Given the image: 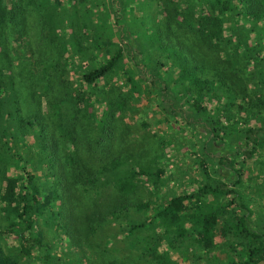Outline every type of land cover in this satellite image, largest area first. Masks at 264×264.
<instances>
[{
  "label": "trees",
  "instance_id": "16d2710c",
  "mask_svg": "<svg viewBox=\"0 0 264 264\" xmlns=\"http://www.w3.org/2000/svg\"><path fill=\"white\" fill-rule=\"evenodd\" d=\"M31 8L60 59L67 43L86 62L78 91L69 82L52 96L58 117L50 122L39 96L35 109L21 114L5 72L13 59L9 39L27 34ZM144 91L158 111L137 105ZM218 94L230 106L239 100L246 113L243 147L230 140L231 156H216L225 150L214 127L220 119L208 116L210 127L201 117L204 100ZM127 113H137L144 128L152 117L168 129L179 119L203 127L195 157L201 185L168 190L167 137L153 132L147 152L133 146L140 138L127 139ZM234 115L221 129L234 126ZM262 146L264 0H0V264H91L93 252L99 264H264V211L245 193L250 179L244 182L245 165ZM146 187L159 202L141 197ZM103 189H111L112 201L102 211L95 199ZM61 234L77 257L57 254ZM9 236L15 244L6 243Z\"/></svg>",
  "mask_w": 264,
  "mask_h": 264
},
{
  "label": "rangeland",
  "instance_id": "374dc122",
  "mask_svg": "<svg viewBox=\"0 0 264 264\" xmlns=\"http://www.w3.org/2000/svg\"><path fill=\"white\" fill-rule=\"evenodd\" d=\"M34 11V8H31V12L28 14V20L26 22L28 30L27 34L23 37H18V35L15 34L13 38L11 37V39H9L8 45H10V56L13 57V59L11 65L7 67L5 72L10 74L13 81L15 82L14 88L18 92L17 99L18 106L22 112L21 114L27 116L30 112H32L36 107V101H38L39 96L38 102L41 104L42 110L46 112L47 120L50 122L54 118L58 117L54 115L55 109L49 108V106H51L50 103H52V96L57 95L59 89H61V91H68L67 89H69V82H72L70 87H73L75 91H78L79 85L77 82H75V80L78 79L77 72L81 64L82 68L85 67L86 62H83L80 57H76L75 54L71 55L73 50L67 46V43H65L64 48H67L68 54H65L64 59H60L56 48L48 40L50 35L46 30L40 31V25L38 22L39 15ZM138 13L139 12L136 11V14ZM245 24L248 25L247 22H245ZM58 32H60L59 37H61L62 31ZM252 35L253 34H251V36ZM81 37L82 36H80V38ZM89 40L90 38L87 40V42ZM67 55H70L71 60L67 58L65 59ZM63 65L66 66L67 69L62 68ZM62 70H64L63 74L59 76L60 78H57L55 72ZM116 76H119L118 80H122L123 78L121 75ZM146 92L147 91H144L142 95H139L140 103H137V105L141 108L152 105L153 108L158 111L159 108L155 107L154 103L149 102V94ZM210 99L207 97L204 100L203 105L207 107L208 112L207 114L204 113L201 115V117L206 119L209 116L212 119H220V121L217 122L215 126L213 124L212 125L219 128L221 136H224V141L221 142V145H224L225 150L216 151V156L223 154H229L231 156L230 140L236 139L235 144L240 149L243 147L242 145L244 144V139H242V136H240L239 129L241 127V123L243 122L242 116L246 113L239 109V100H236L235 105L230 106L224 95H219V98L212 97ZM91 106L93 108L95 107L94 110L97 108L96 103L92 102ZM229 112H233L235 114L234 117H232V120H234V126L230 127L227 125L223 130L221 129L223 124L229 122V118L226 117ZM68 113L70 112L68 111L67 104L64 103L62 114H66V119L68 118ZM91 117L93 121L98 120L99 113L97 110L92 111ZM138 117L140 116L137 113H127V116L124 118V123L127 125V127H130L127 139H144V144L141 143L140 139H138L135 141L139 142V144L133 146H141L140 149L146 150L147 152L151 148V142L154 140L153 132L155 131L159 135L166 136L168 139L166 152L171 157V161L169 163L171 164V169L173 170V177L168 179V190H172L174 192L180 191L184 188H191L201 185L202 178H204V173L202 172V169L197 166L195 157L200 155V151L198 150L200 148V142L198 138L199 136L196 134V132H198V130H204L203 127L197 126V128L194 130L185 126L181 119H179L174 123L172 129H168L164 123L156 122V119L152 117L149 119L150 127L144 128L141 126L140 119ZM248 119L252 126H258L260 124L259 120L250 118ZM208 120L210 121V119H206L205 121L207 122ZM209 126L211 127V125ZM170 133H172V136H170ZM31 138V134L27 135L26 142H31ZM214 166H216V164L212 163H209L207 166L208 172L212 177H216V175L211 171ZM245 166L244 182L247 179H250V186L245 189V193H248V195H250L256 202H259L260 205H262V209L264 211V146L257 149L254 157L248 160ZM9 169L11 173L15 172L13 170V166L10 165ZM222 173L223 171L221 170V174ZM219 178L225 181L224 175H221ZM259 187L263 188V191L257 194L260 201H258L255 192ZM147 189L149 188L146 187L141 191V197H143L144 200L152 199L156 203L159 202L160 194L148 197L149 194L147 193ZM163 189L166 188L163 187ZM109 191H111V189H103L101 192H105V194L95 199L96 203L99 205L98 208L102 211L105 206L112 201V196L109 195ZM252 206L255 207L254 204H252ZM256 215L254 214L255 217ZM43 228L44 234L48 237V239L52 238V231L47 228L46 225H44ZM58 237L54 243L57 254L63 255L64 253H69L67 257H77L78 251L75 248L73 249L72 247L69 248V246H67L66 237L63 234H61V236L59 235ZM0 242L2 243V241ZM6 243L10 245L15 244L16 241L13 239V237L9 236L6 238ZM97 257V252H93V254L90 253V260H92L91 264H99V258ZM38 262L39 261H36V264ZM82 262L87 263L89 260L84 257Z\"/></svg>",
  "mask_w": 264,
  "mask_h": 264
}]
</instances>
